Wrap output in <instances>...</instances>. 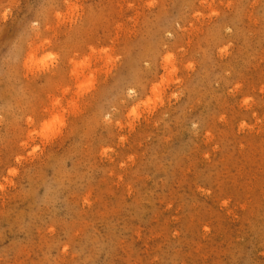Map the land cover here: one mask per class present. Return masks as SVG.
Returning <instances> with one entry per match:
<instances>
[{
  "label": "rangeland",
  "instance_id": "374dc122",
  "mask_svg": "<svg viewBox=\"0 0 264 264\" xmlns=\"http://www.w3.org/2000/svg\"><path fill=\"white\" fill-rule=\"evenodd\" d=\"M0 264H264V0H0Z\"/></svg>",
  "mask_w": 264,
  "mask_h": 264
}]
</instances>
